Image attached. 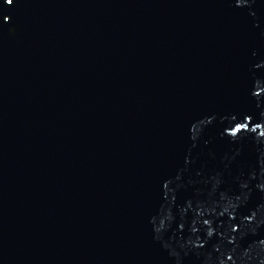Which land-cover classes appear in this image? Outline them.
Segmentation results:
<instances>
[{
  "label": "water",
  "instance_id": "1",
  "mask_svg": "<svg viewBox=\"0 0 264 264\" xmlns=\"http://www.w3.org/2000/svg\"><path fill=\"white\" fill-rule=\"evenodd\" d=\"M0 264H264V0H0Z\"/></svg>",
  "mask_w": 264,
  "mask_h": 264
},
{
  "label": "snow or ice",
  "instance_id": "2",
  "mask_svg": "<svg viewBox=\"0 0 264 264\" xmlns=\"http://www.w3.org/2000/svg\"><path fill=\"white\" fill-rule=\"evenodd\" d=\"M9 2H10V0H9Z\"/></svg>",
  "mask_w": 264,
  "mask_h": 264
}]
</instances>
